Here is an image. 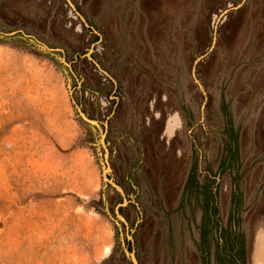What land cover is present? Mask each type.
<instances>
[{"label":"rangeland","instance_id":"obj_1","mask_svg":"<svg viewBox=\"0 0 264 264\" xmlns=\"http://www.w3.org/2000/svg\"><path fill=\"white\" fill-rule=\"evenodd\" d=\"M70 1L0 0V264H264V0Z\"/></svg>","mask_w":264,"mask_h":264},{"label":"water","instance_id":"obj_2","mask_svg":"<svg viewBox=\"0 0 264 264\" xmlns=\"http://www.w3.org/2000/svg\"><path fill=\"white\" fill-rule=\"evenodd\" d=\"M65 1H66V3L68 4L69 8H71V9L76 13V15L78 16L79 20H81V22H83V23L85 24V21H84L83 17H82L77 11H76V9H75L74 5L71 3V1H70V0H65ZM233 9H237V8H233ZM228 12H229L228 9L225 10L222 14H220L219 17L223 16L224 14H227ZM85 25H86V24H85ZM94 33L96 34L95 31H94ZM43 48H44V50H46L47 52H54V51H55V49H49V48H47L46 46H44ZM212 48H213V43L211 44V47H210L209 50H211ZM204 57H205V55H203V56L197 58V61L201 60V59L204 58ZM197 61H196V62H197ZM193 74H194V72H193ZM193 77H194V76H193ZM194 80H195V82H196L198 88L203 92V89H202L200 83H199L195 78H194ZM102 140H103V139H102ZM102 143H103V142H102ZM104 150H105V153H106V149H105V148H104ZM108 168H109V167H108V163H107L106 160H105V171H104V173H103V180H104L105 182H107L108 184H110L113 188H115V189H116V190L122 195V190H121V188H120L115 182H113V181H111V180H109V179L107 178L106 174H107V169H108ZM123 203H126V200H125V199H123ZM120 206H121V205H118V206L116 207V210H117V208H119ZM117 216H118V215H117ZM118 218L122 219V217H120V216H118ZM131 260H132V264H137V261H136L134 255H133V252H131Z\"/></svg>","mask_w":264,"mask_h":264},{"label":"trees","instance_id":"obj_3","mask_svg":"<svg viewBox=\"0 0 264 264\" xmlns=\"http://www.w3.org/2000/svg\"><path fill=\"white\" fill-rule=\"evenodd\" d=\"M224 167V168H223ZM224 169H225V166H221L220 167V170H221V172H223L224 171ZM193 178H190V180H192ZM209 198V197H208ZM214 213H216V216H217V209L215 208V212ZM221 261H224V263L226 264V260H221ZM219 262H220V259H219Z\"/></svg>","mask_w":264,"mask_h":264}]
</instances>
